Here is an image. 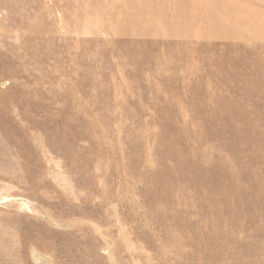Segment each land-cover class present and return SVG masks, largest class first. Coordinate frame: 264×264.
Returning <instances> with one entry per match:
<instances>
[{
	"label": "rangeland",
	"instance_id": "374dc122",
	"mask_svg": "<svg viewBox=\"0 0 264 264\" xmlns=\"http://www.w3.org/2000/svg\"><path fill=\"white\" fill-rule=\"evenodd\" d=\"M0 264H264V0H0Z\"/></svg>",
	"mask_w": 264,
	"mask_h": 264
}]
</instances>
